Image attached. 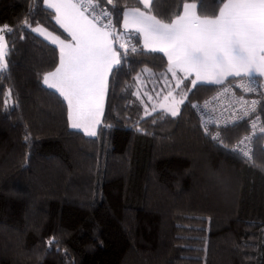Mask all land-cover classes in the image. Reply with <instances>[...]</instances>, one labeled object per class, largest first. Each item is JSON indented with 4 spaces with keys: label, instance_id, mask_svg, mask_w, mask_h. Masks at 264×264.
<instances>
[{
    "label": "trees",
    "instance_id": "obj_1",
    "mask_svg": "<svg viewBox=\"0 0 264 264\" xmlns=\"http://www.w3.org/2000/svg\"><path fill=\"white\" fill-rule=\"evenodd\" d=\"M182 2L157 0L151 13L168 22ZM114 4L119 31L126 8H144ZM41 8L39 0H0V27L12 29L0 72V264H264L260 138L241 155L233 145L246 123L220 128L214 140L193 107L220 84L193 86L190 76L171 86L184 93L178 115L147 112L145 89L173 76L163 53L127 32L137 52L115 46L127 56L109 76L97 135L88 136L69 126L67 102L43 83L59 50L31 29L69 36ZM214 11L211 0L198 7L200 15Z\"/></svg>",
    "mask_w": 264,
    "mask_h": 264
},
{
    "label": "snow or ice",
    "instance_id": "obj_2",
    "mask_svg": "<svg viewBox=\"0 0 264 264\" xmlns=\"http://www.w3.org/2000/svg\"><path fill=\"white\" fill-rule=\"evenodd\" d=\"M138 2L145 11L125 9L123 27L135 29L143 37L144 48L167 56V72L173 78L183 74L177 88L183 79L193 75V86L198 82L223 84L228 77H239L242 81L247 77L249 84H256L257 77H264V0H211L218 10V14L214 11L211 16L198 14V7L202 9L205 0H184L182 12L177 10L168 22L150 14L157 0ZM39 3L54 11L56 24L71 37L70 41L60 39L39 24L31 29L59 47V65L44 75L43 82L67 102L70 127L95 137L104 114L109 76L122 70V59L127 56V51L121 53L113 47V38H122L116 36L112 21L113 13L119 17L120 9L114 0H107V4L113 5L112 11L102 7L103 0H39ZM11 32L8 25L0 27V72L7 69L5 33ZM119 48L126 49V44L120 43ZM131 52L136 53L137 47L132 46ZM140 54L143 55L142 49ZM239 87L245 92L257 91L244 83ZM171 96L170 91L164 99ZM183 102L181 99L178 103ZM238 102L245 116L254 112L258 103L252 100L249 104L242 97ZM166 111L176 116L179 107H168ZM212 139L220 140L219 132ZM244 155L249 156V152ZM49 243H55V239Z\"/></svg>",
    "mask_w": 264,
    "mask_h": 264
},
{
    "label": "built area",
    "instance_id": "obj_3",
    "mask_svg": "<svg viewBox=\"0 0 264 264\" xmlns=\"http://www.w3.org/2000/svg\"><path fill=\"white\" fill-rule=\"evenodd\" d=\"M102 7L110 11V9L102 3ZM113 30L118 36V27L114 24L113 16ZM115 46L119 47L118 39H115ZM126 49H131L134 46L131 39V34L127 35L125 39ZM241 83L246 86L255 87V92H245L239 87ZM227 89V91H225ZM264 82L257 79L256 84H249L248 78H231L220 84L213 92L203 97L195 103V113L197 115L199 124L203 128L211 129L213 135L218 132L220 128H225L239 122H245L247 125V132L238 138L233 145V149L239 154L244 155V152L253 150V139L260 138L261 146L264 148ZM248 101L249 104L252 100L258 101L255 111L245 116L242 111L241 104L238 102L240 98ZM255 124V127L253 125ZM245 137L250 139L245 140ZM244 141L243 144L240 141ZM245 156V155H244Z\"/></svg>",
    "mask_w": 264,
    "mask_h": 264
},
{
    "label": "rangeland",
    "instance_id": "obj_4",
    "mask_svg": "<svg viewBox=\"0 0 264 264\" xmlns=\"http://www.w3.org/2000/svg\"><path fill=\"white\" fill-rule=\"evenodd\" d=\"M36 26H34V27H36ZM36 34L39 35L38 33H36ZM39 36H41V35H39ZM118 36L122 37L121 39H118V44L125 43V39L122 36V32H120L118 34ZM42 38H44V37H42ZM48 42H50V41H48ZM170 74L172 76V73H170ZM178 79L179 78H173L172 81H170L171 83H169V82L166 83L164 80H160V83L162 85H159V87L157 86L158 87L157 89H153V88H147V89H145L144 96H145V100H146V102L148 104V105L146 104L147 105L146 111L148 110L147 112L153 111L154 108H155V110H164L165 112H167L166 109L168 107H176V106L180 107V104L181 103H178V102L181 99H184V93L181 94L182 93L181 92L180 94H177V93H175L172 90V87H171L172 85H176L177 86ZM192 79H195V76H193ZM260 80L264 82V77H260ZM147 82H148L149 86L152 87V84L154 82H152L151 79H149ZM190 84H191V81H190ZM164 86H168L170 88L167 91H165V92H163V93L160 94V91L162 90V87H164ZM170 91L172 92V96L169 97L168 100H165L164 99L165 96H167ZM6 100H7V103H12V96H11V93H10V90L9 89H7V97H6ZM149 105H150L151 108L149 107ZM168 113H170V112H168ZM69 126H70V122H69ZM97 127H96V132H97ZM81 131L83 132V130H81Z\"/></svg>",
    "mask_w": 264,
    "mask_h": 264
},
{
    "label": "crops",
    "instance_id": "obj_5",
    "mask_svg": "<svg viewBox=\"0 0 264 264\" xmlns=\"http://www.w3.org/2000/svg\"><path fill=\"white\" fill-rule=\"evenodd\" d=\"M138 8H140V10H142V11H145V8H141V7H138ZM126 9H133V8H126ZM55 14V13H54ZM150 14H152V13H150ZM120 26H121V31L120 32H122V36L124 37V39H126V35H127V32H133V33H135L137 36H138V42H139V44L144 48V41H143V37L139 34V33H137L136 31H135V29H132V28H129V29H124V27H123V15H122V20H121V24H120ZM119 32V33H120ZM43 37V36H42ZM45 39V38H44ZM60 39H62V38H60ZM45 40H47V39H45ZM65 40V39H64ZM71 40V37L69 36V39L68 40H66V41H70ZM47 41H49V40H47ZM55 46H57V45H55ZM113 47L114 48H116L115 47V41H114V38H113ZM57 48H58V50H59V47L57 46ZM146 49V48H145ZM167 57V56H166ZM58 65H59V63H58ZM57 65V66H58ZM54 71V70H53ZM52 72V71H51ZM182 74V73H181ZM194 76V75H193ZM192 76V77H193ZM178 78V77H177ZM44 83V82H43ZM46 85V84H45ZM46 86H48V85H46Z\"/></svg>",
    "mask_w": 264,
    "mask_h": 264
},
{
    "label": "water",
    "instance_id": "obj_6",
    "mask_svg": "<svg viewBox=\"0 0 264 264\" xmlns=\"http://www.w3.org/2000/svg\"><path fill=\"white\" fill-rule=\"evenodd\" d=\"M6 41V40H5Z\"/></svg>",
    "mask_w": 264,
    "mask_h": 264
}]
</instances>
